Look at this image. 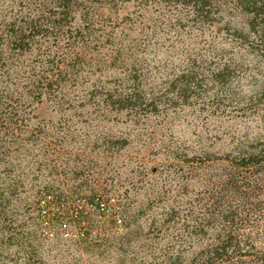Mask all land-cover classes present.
<instances>
[{"label":"rangeland","instance_id":"rangeland-1","mask_svg":"<svg viewBox=\"0 0 264 264\" xmlns=\"http://www.w3.org/2000/svg\"><path fill=\"white\" fill-rule=\"evenodd\" d=\"M239 1L247 2L212 0L213 17L218 18L212 23L193 19L189 7L177 0L84 1L95 28L111 32L120 51L107 43L86 48L76 64L79 76L64 89L68 103L58 106L46 97L27 109L33 112L28 129L35 131L37 118L54 123L50 134L69 135L67 179L57 177L59 172L47 179L53 181L49 198L63 196L70 216L51 219V208L39 216L33 203L38 186L20 188L29 211L18 209L16 217L30 240L26 249L5 247L0 264H24L31 246L45 264H131L135 257L149 258L150 246L159 249L176 239L178 224L153 229L158 224H150L153 216L160 218L171 204L182 208L187 198L203 197L222 172L218 155L238 140L264 136V22L252 32L248 9ZM19 10L29 7L0 0V31ZM38 40L24 54L4 55L0 65H38L49 49L58 51L60 64L71 61L65 59L66 48L53 46L52 37ZM190 58L196 59L193 68ZM132 66L139 76L135 88L146 97L161 98L160 111L117 112L94 105L100 97L87 93L128 88L121 78ZM222 70L226 77L218 74ZM10 72L11 81L17 82L21 74ZM191 72L196 79L187 92L180 93V81L172 89L171 81ZM39 150L40 145L27 147L30 154ZM176 152L187 157L200 152L202 159L184 163ZM183 173L187 178H181ZM89 194L99 199V212L91 210ZM81 209L91 215L79 224L71 214Z\"/></svg>","mask_w":264,"mask_h":264},{"label":"trees","instance_id":"trees-1","mask_svg":"<svg viewBox=\"0 0 264 264\" xmlns=\"http://www.w3.org/2000/svg\"><path fill=\"white\" fill-rule=\"evenodd\" d=\"M84 1L18 0L19 5H25L29 10L17 11L1 27L0 61L7 59L4 55L11 54L14 57L26 53L34 44L41 43L38 38L52 37L53 46L66 48L65 59L73 62L60 64L58 51L49 49L41 54L48 58L43 61L40 57L38 65H0V77L5 78V81L0 82V261L5 247L15 245L26 249L30 240L29 234L22 228L23 223L16 217L18 209L29 211L27 203L23 204L19 194L20 188L38 186L35 191L38 198L35 196L33 203L39 216L42 211L46 213L45 208L52 209L51 219L62 220L70 216L63 196L55 194L49 198L53 181L47 179L55 172L60 173L57 177L61 176L62 181L67 179L70 153L65 148L69 143V135L50 134V126H55L54 123L46 124L37 118L32 128L35 131L28 129L33 112H27V109L30 102H41L46 97L58 106L68 103L69 97L64 89L66 83L79 76L80 68L76 64L87 53L85 49L100 48L106 46L105 43L107 46H117L111 32L95 28L91 7ZM177 1L189 7L193 19L210 23L218 21V18L213 17L212 0ZM246 1L238 3L248 9L250 29L256 33L257 25L264 22V1ZM116 48L119 52L120 48ZM115 55L114 60L119 53ZM11 57L8 56L9 59ZM189 63L193 68L196 59L190 58ZM133 67L127 68L125 76L121 78L129 83L126 85L128 88L121 91L116 88L89 91L87 94L90 98L98 96L101 99L94 105L99 109L109 108L117 112L140 110L158 113V104L163 101L161 98L146 97L135 88L139 76ZM223 68L226 69L227 65ZM10 70L15 75L21 74L17 76V82L11 81ZM218 74L222 77L227 75L224 70ZM195 79V73L191 72L178 75L170 83L174 89L176 82H182V94L188 91L190 85L195 84ZM98 82L101 81L96 80L94 83ZM11 83L15 85L14 88L10 86ZM93 142L95 144L96 140ZM39 145V152L27 153L28 146L34 148ZM178 154L176 152L179 160L184 163H198L202 159L200 152L188 157L187 154ZM217 158L223 164L222 172L207 194L196 200L187 198L180 203L182 208L177 207L179 203L177 206L171 204L163 209L160 218L153 216L151 219L152 225L158 222L153 227L157 230L162 227L170 229L177 223L176 239L172 234L175 240L164 247L158 249L157 246H150L149 258L137 261L135 257L131 264H264V136L254 138L251 142L238 140ZM184 175H180L181 178H187ZM44 195H48L49 199ZM98 200L93 194L87 195L91 210L99 212ZM71 215L80 224L84 219L89 221L91 213L81 209ZM79 234L82 237L85 235L83 232ZM31 248V254L25 251L24 264H45L35 248Z\"/></svg>","mask_w":264,"mask_h":264}]
</instances>
